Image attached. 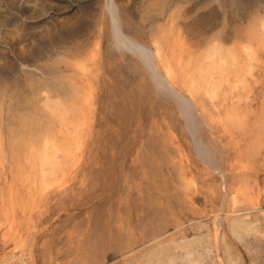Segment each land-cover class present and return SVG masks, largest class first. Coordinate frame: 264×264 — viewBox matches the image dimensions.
<instances>
[{"label":"rangeland","instance_id":"rangeland-1","mask_svg":"<svg viewBox=\"0 0 264 264\" xmlns=\"http://www.w3.org/2000/svg\"><path fill=\"white\" fill-rule=\"evenodd\" d=\"M115 2L194 107L107 0H0V264H264V0Z\"/></svg>","mask_w":264,"mask_h":264},{"label":"bare ground","instance_id":"bare-ground-1","mask_svg":"<svg viewBox=\"0 0 264 264\" xmlns=\"http://www.w3.org/2000/svg\"><path fill=\"white\" fill-rule=\"evenodd\" d=\"M107 7H108L109 12H110V19H111L110 20L111 21V27L110 28L112 30V36H113V40L115 41V43L119 47H123L124 49H126V50L130 51L131 53L135 54L140 59V61H142L143 64L145 65V67H146V69H147L150 77H152V79L155 82L156 86L159 87L160 90L163 93H165L168 96L172 97L174 99V101H176V104L180 107V109L183 111L184 114L185 113H187V114L190 113L191 112L190 111V108L191 107H194V106L191 105V101L193 100V98H186L183 94H181L179 92V90H177V88L175 87V85H174V83L172 81L173 75L171 76V72H169L168 69L166 70V72L163 70V68L160 66L159 58L157 57V53H155V51L149 49L144 44H142L139 41H137L136 39H134L131 35L125 33L124 28H123V24H122V20H121V17L119 15V13H118V7L116 5L115 0H107ZM165 69H166V67H165ZM192 118L191 117L190 118L187 117V119H186V121L188 123V128L190 129V132L192 133V136L194 137V139L196 140V142L197 143H200L201 140L199 138V134L197 132V128H196L195 124L193 123V119ZM161 126L162 125H160L159 127H161ZM154 128L157 129V127H154ZM161 131H163L162 130V127L159 130L157 129V130L154 131L155 134H157V136L159 138H162L161 137V134L164 132L163 131L161 133ZM151 133H152V131H151ZM168 133H170V132L168 131ZM168 137H169V135H168ZM170 139H171V137H170ZM164 140H166V139H164ZM153 141H154V139H153ZM154 145H157V144H154ZM171 147H173V146H171ZM161 149H162V147H161ZM175 151L176 152L177 151L180 152V150H177V149ZM133 156H135V155L133 154ZM165 156H167V155L165 154ZM205 156H207V160H208L209 163H211V165L213 166V168L216 169V170H218V171H220L218 169L220 167H219V165H218V163L216 161L215 155H214V153H213V151L211 149L208 152L205 153ZM181 164H183V163H180V166H181ZM218 220H217V222H218ZM217 225L219 226L220 224H217Z\"/></svg>","mask_w":264,"mask_h":264}]
</instances>
